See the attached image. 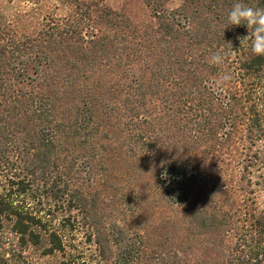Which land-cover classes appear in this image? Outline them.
Listing matches in <instances>:
<instances>
[{
    "label": "trees",
    "instance_id": "16d2710c",
    "mask_svg": "<svg viewBox=\"0 0 264 264\" xmlns=\"http://www.w3.org/2000/svg\"><path fill=\"white\" fill-rule=\"evenodd\" d=\"M65 1L68 15L32 30L0 18V264L87 263L67 249L49 195L84 214L101 264L116 245V264H140L141 233L109 238L116 202L97 188L146 169L149 194L119 183L132 215L146 202L169 211L149 222L146 264H264V56L245 25L226 27L234 3L264 0H143L145 24Z\"/></svg>",
    "mask_w": 264,
    "mask_h": 264
},
{
    "label": "rangeland",
    "instance_id": "374dc122",
    "mask_svg": "<svg viewBox=\"0 0 264 264\" xmlns=\"http://www.w3.org/2000/svg\"><path fill=\"white\" fill-rule=\"evenodd\" d=\"M98 1L114 11L121 12L133 23L145 24L151 20V13L143 0ZM179 3V0H171L168 6L175 8L179 6ZM70 11L71 7L65 0H0V18L5 21L23 22V26L25 27L24 30H32L33 23L37 20H41L50 15L64 17L68 15ZM146 170L147 172H144V174L138 178V183L134 181L127 182L125 177L122 176L123 178H121V176L117 175L120 174L121 171L120 173L116 171L114 174H110L106 182L104 184L101 183L100 187L97 188L100 199L105 200L106 198H110L116 202L113 208L109 206L112 210L109 212L107 211L109 213V221H106V226L110 234L109 238L115 240L118 235L125 234L128 230L134 232L138 229L141 233L140 235L142 241H144L143 247L145 249L137 246L138 248L135 250L138 253L139 257L137 261L140 262V264H146L148 262L146 258L155 244L152 239L153 236L149 233L150 228L153 226L149 224L150 220L155 219V225L161 226L162 221L160 220H162L164 216L166 217L169 211L166 210L161 202H159V205H157L154 210L152 205L146 202L140 216L137 217V215H132L129 209L124 210L125 208L119 205V197L121 195L119 183L125 186L124 189L126 192H129L135 184H139L137 188L140 187L142 193L149 194V188L153 189L151 186L154 180L150 179L148 169ZM134 188H136V186ZM45 202L47 205L51 206V214L53 215L56 226H59L61 222L66 226L64 230L66 245H68L67 249L70 251L72 250L74 256H82V259L87 260L86 264L90 262L93 264H101V261L96 257V255H98L96 245L92 241H89L91 231L87 227L88 221L84 219V214L80 212L74 204L73 207L69 209L67 205L68 201L58 203L53 200L50 195ZM150 238L152 240H150ZM116 246L117 247L113 248L112 252V257L115 259L109 264H116L118 253L122 254L125 251L122 246ZM188 254L194 261H196V257H199L198 251H190ZM38 262L39 264H55L57 258H41Z\"/></svg>",
    "mask_w": 264,
    "mask_h": 264
},
{
    "label": "clouds",
    "instance_id": "9594fccd",
    "mask_svg": "<svg viewBox=\"0 0 264 264\" xmlns=\"http://www.w3.org/2000/svg\"><path fill=\"white\" fill-rule=\"evenodd\" d=\"M226 27L245 25L248 35L243 39L251 41V52L256 56H264V7H252L243 2L232 5L228 16ZM213 64H223L224 57L220 51L213 53L211 57Z\"/></svg>",
    "mask_w": 264,
    "mask_h": 264
}]
</instances>
